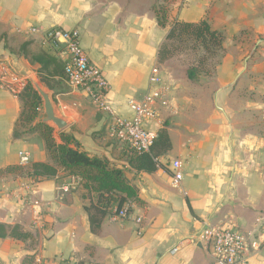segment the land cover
Listing matches in <instances>:
<instances>
[{
    "label": "crops",
    "instance_id": "0c3cea01",
    "mask_svg": "<svg viewBox=\"0 0 264 264\" xmlns=\"http://www.w3.org/2000/svg\"><path fill=\"white\" fill-rule=\"evenodd\" d=\"M152 8L153 0H0V63L45 79L40 83L66 123L62 131L47 124L55 142L61 132L72 136L81 150L121 169L137 194L124 203V218L108 213L95 233L84 208L96 206L97 195L81 186L62 193L69 176L61 169L36 180L31 200L37 205L13 199L9 192L31 176L30 169L20 170L18 153L29 155V167L49 158L39 131L26 132L19 121V97L0 88V171L18 169L0 174V226L29 235L0 238V264H34L37 257L46 264H214L209 247L194 241L208 226L250 234L259 243L250 264H264V0H182L169 12V21L206 20L223 33L224 52L209 86L157 62L169 27L157 25ZM53 27L79 32L120 118L132 117L127 102L144 95L150 68L160 66L170 92L151 129H165L171 147L154 159L155 171L131 168L126 147L111 135L110 118L67 86L63 49L46 48L41 33L31 32ZM39 55L53 63L41 69ZM15 132L23 134L15 138ZM173 160L182 164L177 187Z\"/></svg>",
    "mask_w": 264,
    "mask_h": 264
},
{
    "label": "built area",
    "instance_id": "2783aa9c",
    "mask_svg": "<svg viewBox=\"0 0 264 264\" xmlns=\"http://www.w3.org/2000/svg\"><path fill=\"white\" fill-rule=\"evenodd\" d=\"M32 33H41L42 45L50 50L63 49L66 56L63 65V78L67 86L81 91L88 101L99 111L106 114L112 123L111 135L124 147L128 155L149 153L155 137L151 125L158 120L159 107L165 103L170 92L165 82L161 68L154 64L149 71L147 89L138 100H129L127 108L132 113L131 118H120L112 111V105L107 100L109 83L101 70L91 63L80 44V35L76 29L64 30L53 27L48 29L32 28ZM28 77L11 70L0 63V88L13 95H21L27 85ZM41 109V108H40ZM38 109V111L40 110ZM19 167L26 169L30 165V157L24 152L18 153ZM182 164L178 160L170 163L172 184L177 187L182 180ZM36 178L28 176L18 183L17 189L9 195L23 206L32 203L31 197L36 191ZM79 177L69 176L67 183L59 190L64 193L75 191L81 186ZM126 209L122 208L114 217L124 218ZM140 224V220H136ZM207 245L211 251L214 264H250V254L259 249V243L250 234L239 230L206 227L202 229L194 241ZM34 264H46L40 257L35 258Z\"/></svg>",
    "mask_w": 264,
    "mask_h": 264
},
{
    "label": "trees",
    "instance_id": "16d2710c",
    "mask_svg": "<svg viewBox=\"0 0 264 264\" xmlns=\"http://www.w3.org/2000/svg\"><path fill=\"white\" fill-rule=\"evenodd\" d=\"M152 9L157 25L163 29L167 26L169 27L165 41L158 50L157 62L159 64L166 62L172 57V53L175 50L174 48L172 49L173 43H177L175 48L181 46L194 52H200L201 56L199 59L186 70L188 80L195 81L205 61L218 56L219 53H221V56L223 55L224 35L222 32L213 30L206 20H200L195 23L169 21L167 7L160 6L156 9L153 6ZM36 60L43 64L41 69L53 63L50 58L44 55H39ZM55 68L57 69L56 66ZM18 97L22 103L19 119L21 125L26 128V132L39 131L49 158V163H33L29 167L31 176L40 180L48 179L54 177L58 169H61L67 176L81 178L83 181L81 187L89 192H94L98 198L96 206L89 205L84 208L88 215L91 232L95 233L99 229L101 219L105 215L108 213L117 214L127 200H137L136 190L126 183L124 172L121 169L110 166L104 158L91 156L81 150L78 142L72 136L61 132L59 134L60 143L57 144L53 138V129L51 127L47 124H33L39 118L38 109L41 108L42 102L30 83ZM22 134L15 132L14 137L20 138ZM170 147L166 130L159 129L155 134L149 153L129 156L128 164L136 171L151 173L156 170L154 159L166 153ZM16 170L18 169L10 167L0 171V174ZM114 209L116 210L113 211ZM28 236L27 233H22L16 226L10 229L0 226V238L10 237L23 240Z\"/></svg>",
    "mask_w": 264,
    "mask_h": 264
},
{
    "label": "rangeland",
    "instance_id": "374dc122",
    "mask_svg": "<svg viewBox=\"0 0 264 264\" xmlns=\"http://www.w3.org/2000/svg\"><path fill=\"white\" fill-rule=\"evenodd\" d=\"M175 2H177V4H175ZM181 3H182V0H153V6L156 9H158V7L160 6L167 7L168 12H170V14L172 11H174L175 8L179 7ZM176 46H177V43H173L172 49L174 48L175 50L172 53L173 54L172 57L166 62H168L169 64H173L176 68L182 71L187 70L201 56L200 52H197V51L194 52L190 50L189 48H183L181 46L179 48H175ZM221 58H222L221 53H219L218 56L212 57L208 59V61H205L204 65L200 69L199 75H197V79L193 81V84L198 85V86H209V84H211L213 82V79L215 78L217 66ZM44 80L45 79H40L39 81V79L37 80L35 79L34 81L42 88V90L45 91L44 85H41L42 83H40V82H43ZM39 113L40 114L43 113L42 108L39 110ZM50 125L54 127L52 124ZM166 125H168V122L166 123ZM28 169L29 167L24 169L25 173H27Z\"/></svg>",
    "mask_w": 264,
    "mask_h": 264
},
{
    "label": "water",
    "instance_id": "95a60500",
    "mask_svg": "<svg viewBox=\"0 0 264 264\" xmlns=\"http://www.w3.org/2000/svg\"><path fill=\"white\" fill-rule=\"evenodd\" d=\"M29 83L32 85L35 92L41 99L43 115L41 118V124H52L58 131H62L66 127L65 121L57 117L53 108L52 101L49 94L42 90V88L32 79L28 77Z\"/></svg>",
    "mask_w": 264,
    "mask_h": 264
}]
</instances>
